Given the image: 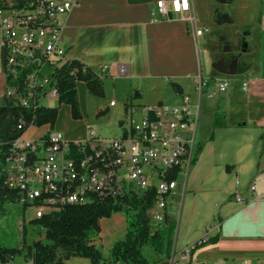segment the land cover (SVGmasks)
<instances>
[{
  "label": "crops",
  "instance_id": "obj_1",
  "mask_svg": "<svg viewBox=\"0 0 264 264\" xmlns=\"http://www.w3.org/2000/svg\"><path fill=\"white\" fill-rule=\"evenodd\" d=\"M157 1L79 0L62 17V45L69 60H78L101 75L105 94H92L80 84L79 116H73L69 106L61 107L53 127L71 140L84 138L89 129L118 136L128 101L139 107L158 102L179 105L188 97L197 117L195 141L202 147L170 197L176 213V196H183L178 231L181 247L175 244L166 263L174 250L209 233L218 236L217 240L196 247L192 264H264V0H190V11L181 17H161L156 13ZM227 8L233 9L231 13ZM234 18L251 29L247 35L253 45L247 46V52L255 56L247 63L248 71L232 74L237 78L232 88L230 75L214 70L222 75L220 83L228 80L229 87L223 100L216 99L219 86L213 92L207 89L205 124L197 140L202 110L197 89L205 92V85L200 87L202 67H207L210 41L217 37L205 32L211 31L212 24L221 26L224 34V25ZM198 29L204 32L198 35ZM202 56L207 57L204 65ZM103 65L109 67L105 74L100 70ZM120 65L127 67L126 74L120 72ZM10 83L0 47V105L8 103L5 89ZM113 100L116 103L111 106ZM217 111L224 113L225 125L214 126ZM47 129L29 127L25 137L37 138ZM238 195L243 200L238 201ZM168 217L172 219L169 207ZM100 225L97 237L90 239L111 251L125 234L126 220L119 212L102 219ZM18 264H33L32 258L25 255Z\"/></svg>",
  "mask_w": 264,
  "mask_h": 264
},
{
  "label": "built area",
  "instance_id": "obj_2",
  "mask_svg": "<svg viewBox=\"0 0 264 264\" xmlns=\"http://www.w3.org/2000/svg\"><path fill=\"white\" fill-rule=\"evenodd\" d=\"M78 4L79 0H0V47L11 80L5 89L8 102L19 101L20 106L30 102V109H36L43 106L42 100L54 101L60 94L58 82L53 90H45L41 81L69 60L62 45L61 19ZM190 9V0L156 2L161 17H181ZM108 68L100 67L101 74ZM119 70L128 71L125 65ZM14 85H21V100H14ZM204 85L207 82L201 80L200 87ZM228 87V80L219 84L220 91ZM191 106L188 97L179 105L158 102L139 107L128 101L120 135L103 136L89 129L84 138L74 140L53 126L37 138L25 137L36 125L22 117L18 128L25 131L12 142L0 172L4 186L15 192V200L35 206V219L69 204H84L85 199H117L132 190H152V220L164 223L169 199L194 158L197 117ZM236 199L243 200L239 195ZM209 239L207 233L174 250L167 264H192L194 249Z\"/></svg>",
  "mask_w": 264,
  "mask_h": 264
},
{
  "label": "trees",
  "instance_id": "obj_3",
  "mask_svg": "<svg viewBox=\"0 0 264 264\" xmlns=\"http://www.w3.org/2000/svg\"><path fill=\"white\" fill-rule=\"evenodd\" d=\"M51 76L54 85L58 82L60 103L68 105L75 117L79 116L80 84H84L92 94H105L102 76L78 60L70 58ZM173 85L179 86L176 83ZM135 96H138L137 93ZM59 111L60 108L44 105L30 109L20 106L19 101L0 105V172L12 142L25 131L18 128L20 118L23 117L27 124L34 122L36 126L48 128L56 123ZM223 116L221 111L215 113V127L225 125ZM201 147L202 144L195 141L193 163ZM15 198V192L4 186L0 175V210L5 203L14 201ZM154 198L152 190H132L117 199H92L84 204H69L60 211L34 219L42 228L44 239L34 241L28 248L33 264H62L63 259L71 256L88 257L91 264H151L146 254L148 249L158 255L167 254L168 257L172 250L174 222L167 217L164 223H158L153 228L149 210L154 204ZM119 212L125 214V234L115 241L110 258L107 259L90 239L91 233L100 231L102 219L110 218ZM217 238L218 236L210 237L207 243L215 242ZM24 248L25 246H22L21 249ZM59 248L66 252L63 258L58 255ZM19 251V248L0 246V264L12 261Z\"/></svg>",
  "mask_w": 264,
  "mask_h": 264
},
{
  "label": "rangeland",
  "instance_id": "obj_4",
  "mask_svg": "<svg viewBox=\"0 0 264 264\" xmlns=\"http://www.w3.org/2000/svg\"><path fill=\"white\" fill-rule=\"evenodd\" d=\"M231 9V10H230ZM229 13L232 11V8H227ZM241 19V18H240ZM243 20V19H242ZM245 24L240 22L238 18H234L232 22L229 24L224 25L225 28V36L230 37L229 42L231 44H237L240 40V36L242 34H245L247 37V44L248 46H252L253 42L249 38L248 32L251 29H245ZM211 31L205 32V34L209 37L212 35L217 36L215 39L211 40L210 44V51H209V59L210 61L207 62V67H202V74H203V80L208 81L209 84L205 85L203 88L205 89V92L202 94V90L199 88L197 89V96H198V102H200V105L202 107L200 120L197 127L196 132V139L199 140L202 136L204 124H205V104L208 98L207 89H210V92H213L215 88L218 89V86L220 84V81L222 80V75L217 74L213 69V64L215 61L218 60L219 53L221 52V36L219 34H222L220 32L221 26L216 25H210ZM222 34V35H224ZM254 54L250 52H245L242 56V61L244 63L250 62V60H253ZM207 57L202 56V65H204L205 60ZM230 88H232L235 85L234 80L237 79L236 76L230 75ZM229 88V89H230ZM219 91V90H218ZM226 92L219 91L216 95V99L223 100L224 94ZM200 96V97H199ZM59 98H54V101H48V100H42V104L47 107H54V108H61L65 105L64 103H60V101H57ZM180 188H182V184H180ZM176 200L179 201L178 204V212L173 213V202L171 199H169V209L171 211V216L174 222V229L172 233V248L175 247V244H177L178 247H181V237L178 238V231L179 226L181 222V209L183 207V196H176ZM35 211L36 208L33 205H26L21 201H9L5 203L4 207L0 210V246H6V247H12V248H19L20 251L15 254V264L20 263V261H23L25 258V255L27 258H30L29 255V246L33 244L34 241L39 239H44V233L42 231V228L34 222L35 219ZM149 214L151 217V223L154 228L156 223L152 220L153 211L152 209L149 210ZM124 219L125 214L122 213ZM114 217V215L112 216ZM171 219V218H170ZM171 219V220H172ZM22 221V223H21ZM123 230H124V224H123ZM97 233L92 232L91 238L97 237ZM98 242H101V239L99 237ZM22 246H25L24 249H21ZM98 246L100 247L101 252L104 256H110V248L104 246L103 244L99 243ZM66 252L64 249L59 248L58 249V255L59 257L63 258L65 256ZM146 254L148 258L151 261V264H167V254H161L158 255L157 253L153 252L151 249L146 250ZM87 262V263H86ZM9 262H6L7 264ZM62 264H91V259L88 257H77V256H71L68 259H63Z\"/></svg>",
  "mask_w": 264,
  "mask_h": 264
},
{
  "label": "flooded vegetation",
  "instance_id": "obj_5",
  "mask_svg": "<svg viewBox=\"0 0 264 264\" xmlns=\"http://www.w3.org/2000/svg\"><path fill=\"white\" fill-rule=\"evenodd\" d=\"M229 40L230 37L221 36V52L219 53L218 60L213 64L214 70L220 74L236 71L240 64H246L241 58L245 53L244 49H248V47L245 46L247 37L241 35L239 42L235 45L231 44Z\"/></svg>",
  "mask_w": 264,
  "mask_h": 264
},
{
  "label": "bare ground",
  "instance_id": "obj_6",
  "mask_svg": "<svg viewBox=\"0 0 264 264\" xmlns=\"http://www.w3.org/2000/svg\"><path fill=\"white\" fill-rule=\"evenodd\" d=\"M54 80L52 76H45L44 81H41V89L53 90L54 89ZM58 97V94L54 98ZM14 99L21 100V85H14ZM22 105L30 108V102H22ZM92 199H85V203L91 201Z\"/></svg>",
  "mask_w": 264,
  "mask_h": 264
},
{
  "label": "water",
  "instance_id": "obj_7",
  "mask_svg": "<svg viewBox=\"0 0 264 264\" xmlns=\"http://www.w3.org/2000/svg\"><path fill=\"white\" fill-rule=\"evenodd\" d=\"M245 46H248V44L245 43ZM247 51H248L247 49H244V52H247ZM249 68H250V65L248 64H240L239 68L236 71H232V72L225 73V74L226 75H232V74L241 75L245 73L246 71H248ZM221 73H224V72H221Z\"/></svg>",
  "mask_w": 264,
  "mask_h": 264
}]
</instances>
